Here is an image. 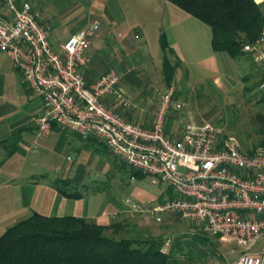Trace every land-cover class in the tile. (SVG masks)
<instances>
[{
  "label": "built area",
  "instance_id": "built-area-1",
  "mask_svg": "<svg viewBox=\"0 0 264 264\" xmlns=\"http://www.w3.org/2000/svg\"><path fill=\"white\" fill-rule=\"evenodd\" d=\"M256 1L264 14V0ZM9 2L13 15L0 17V52L12 58L42 101L35 117L38 136L59 125L83 138H99L118 158L175 193L143 210L158 220L164 212L179 214L236 241L245 250L229 264H264V245L251 250L264 239V145L245 150L234 134L209 120L190 121L169 133L173 84L163 93L151 125L127 118L120 107L130 100L119 89L120 72L109 68L90 81L86 76L87 49L100 32L98 18L56 50L50 24L37 18L32 3L19 7ZM242 49L264 66V25ZM259 89L264 92V75Z\"/></svg>",
  "mask_w": 264,
  "mask_h": 264
},
{
  "label": "crops",
  "instance_id": "crops-1",
  "mask_svg": "<svg viewBox=\"0 0 264 264\" xmlns=\"http://www.w3.org/2000/svg\"><path fill=\"white\" fill-rule=\"evenodd\" d=\"M24 1L32 3L40 21L50 24L49 37L56 50L72 33L96 18L100 20V32L87 49V79L94 80L109 68H116L120 72L119 89L130 100L128 106L120 108L127 118L143 125L152 124L167 85L162 33L173 49L169 52L171 61H178L174 80L183 69L190 78L191 64L219 77L220 51L213 48L211 26L171 0H14L19 7ZM12 15L9 0H0V17ZM150 37L159 41L157 55L148 47ZM176 111L181 118L168 117L169 133L190 122L183 108ZM41 112V99L12 58L0 52V235L34 211L78 215L109 224L119 210L115 203L105 200V190H93V156L99 154V143L116 155L99 138H83L59 125L38 136L35 117ZM58 180H66L82 194L65 195L56 185ZM162 193L160 200L175 196L170 189ZM263 245L264 239H260L251 250L258 251ZM244 250L239 245L232 260Z\"/></svg>",
  "mask_w": 264,
  "mask_h": 264
},
{
  "label": "rangeland",
  "instance_id": "rangeland-1",
  "mask_svg": "<svg viewBox=\"0 0 264 264\" xmlns=\"http://www.w3.org/2000/svg\"><path fill=\"white\" fill-rule=\"evenodd\" d=\"M148 47L153 55H157L160 51L158 39L150 37ZM219 58L221 69L218 78L214 77L212 71H206L196 64L190 66V78L187 70L179 73L173 81L174 92L168 117L179 116L176 110L183 108L184 116L189 121L209 120L224 126L239 139L245 150L264 145V92L259 89L264 66L255 63L242 47L235 54L220 51ZM167 88L168 85L162 90L163 93ZM98 151L99 154L93 156V190H105V200L115 203L119 210V215L109 222L115 226L107 228V234L115 237L161 235L167 240L163 247L165 250L178 237L183 241L194 233L207 235L210 240L195 247L191 257L179 248L175 254L183 264L231 262L238 251L236 241L217 236L204 225L179 214L162 213V219L158 220L143 208L158 202L159 195L165 190H173L161 183H154L149 174H135L131 165L114 156L104 144L99 143Z\"/></svg>",
  "mask_w": 264,
  "mask_h": 264
},
{
  "label": "trees",
  "instance_id": "trees-1",
  "mask_svg": "<svg viewBox=\"0 0 264 264\" xmlns=\"http://www.w3.org/2000/svg\"><path fill=\"white\" fill-rule=\"evenodd\" d=\"M171 1L211 26L215 50L240 52L242 44L255 40L264 25L263 8L256 0ZM161 47L164 76L170 86L178 61H171L169 52L173 49L164 33L161 34ZM134 170L135 174L144 173ZM61 181L56 185L65 195L82 194L66 180ZM112 226L115 224L78 215H48L34 211L0 235V264H183L175 254L176 249H184L191 257L195 247L210 240L207 235L194 233L183 241L176 238L165 250L167 240L161 235L115 237L105 232Z\"/></svg>",
  "mask_w": 264,
  "mask_h": 264
}]
</instances>
